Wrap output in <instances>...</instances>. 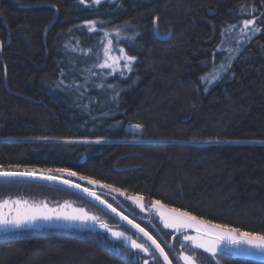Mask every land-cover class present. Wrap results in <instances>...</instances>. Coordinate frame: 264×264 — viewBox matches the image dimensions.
I'll return each instance as SVG.
<instances>
[{
	"label": "trees",
	"instance_id": "1",
	"mask_svg": "<svg viewBox=\"0 0 264 264\" xmlns=\"http://www.w3.org/2000/svg\"><path fill=\"white\" fill-rule=\"evenodd\" d=\"M118 3L0 0V166L52 175L67 169L77 176L65 178L103 193L139 194L212 223L264 233V31L232 54L230 70L207 91L200 83L206 69L214 71L221 29L250 18L239 12L241 6L254 3L259 15L262 0ZM157 18L159 32L167 36L154 34ZM87 19L97 22L96 31L83 27ZM112 30L140 33L135 45L120 43L137 57L127 80L81 71L99 62L98 37ZM225 55L217 53L215 63ZM85 77L89 90L83 96V89L57 87L61 79L83 84ZM102 82L116 85L119 107L111 89L96 87ZM117 121L120 126L112 127ZM131 123L143 128L131 129ZM5 184L83 201L54 187ZM118 249L136 251L98 233L29 231L0 238V264H130Z\"/></svg>",
	"mask_w": 264,
	"mask_h": 264
},
{
	"label": "snow or ice",
	"instance_id": "2",
	"mask_svg": "<svg viewBox=\"0 0 264 264\" xmlns=\"http://www.w3.org/2000/svg\"><path fill=\"white\" fill-rule=\"evenodd\" d=\"M80 5H84L89 7L91 5H102V3H110L114 6H121L118 3V0H78ZM52 8H56V5H51ZM261 7L264 8V0H262ZM258 9L255 4L252 5H244L239 9L240 13H245L246 17L237 23H232L227 25L226 27L221 29V41L217 45L216 50L213 52V65L211 69H206V75H202L200 77V83L205 85L204 91L208 90V86H211L214 82L220 80L222 77L220 75L221 72H227L231 68V61L236 57L232 55L234 51H239L241 46L250 42L254 36H256L261 31H264V11H260L259 15H254ZM96 21L87 19L84 21L83 27H86L89 32L96 31ZM153 24V32L155 35L167 36L168 33L161 34L158 28V18L152 20ZM76 27H81L77 25ZM71 31V30H69ZM117 36H120V32H116ZM140 36V33L134 32L131 36H125L123 39L131 42V45H135L137 38ZM119 41H117V44ZM233 43L236 45L235 48L232 47ZM130 46V45H126ZM126 46L119 47V55H112L113 52V41L109 40L108 44L104 47V59L99 62H94L92 68L99 69H107L108 72H100L96 73L92 71V68H85L81 71H86L90 73L92 76H100L101 78H106V76H113L114 79H123L127 80L128 77L125 73H130L134 71L133 64L136 61L137 57L134 55L128 54L125 48ZM67 47V45H66ZM73 48L71 51H75ZM85 54H87L90 50H82ZM224 52L226 55L221 59L219 64L215 63V57L217 53ZM121 61L123 63L121 64ZM118 74V76L114 75ZM59 75L61 77H65L66 73L63 69L60 70ZM88 78H84L83 84H78L75 82V78H73L72 83L65 84V80L61 79L58 82L57 87L64 86L65 88L75 87V90L80 91V95L83 96L85 92L89 89L87 87ZM135 81H133L134 83ZM97 88L111 89L114 93L111 95V100L115 101L117 107L118 97L120 91L117 90L116 85L112 83H108L104 85L103 82L99 85H96ZM61 90H64L61 88ZM95 103V100L91 101ZM84 108L88 107V104L83 105ZM109 112L103 113L105 116L110 114ZM95 119V117L93 118ZM121 124L120 121H117L112 127H119ZM131 129L140 130L143 128V125L140 123H131L129 125ZM36 139H45L48 137H37ZM88 142V141H84ZM95 143L99 144L102 141L96 140ZM51 171V170H49ZM58 172L66 173L68 176H77L76 172L68 171L67 169H56ZM24 175H32L31 172H15L5 170L3 166H0V177H14V176H24ZM42 179L46 180H54L55 177L51 175H42ZM80 180H87L89 184H99L98 180L90 179L85 176H79ZM65 184H68V180L62 181ZM75 188H80L79 184L71 185ZM101 187L111 188L110 185H101ZM81 191L87 193L92 196L94 199L100 200L98 196L94 192H90L87 188H80ZM112 191L119 192L118 188H112ZM123 195V193H121ZM129 199L140 203L144 200L142 195H135L128 197ZM101 204H104L106 208H108L111 212L115 213L119 216L121 221H126L128 225H131L133 229H136L137 232L142 233L143 236L147 239V241L151 242L152 246H155L156 251L159 253V256H156L155 253H150L149 246H146L144 242L138 241L137 239H133L131 236L127 235L124 231L114 230L108 226V224L104 222H100L101 228L105 231L109 232L111 237L116 240H122L126 244L130 243V246L133 250L138 251L139 253H144L145 256L151 255L152 260L155 264H160V258L163 259V264H176L175 261L170 259L169 255L165 252L164 248L161 247L160 243L157 242V239H154L152 235L149 234L143 227H141L138 223H135L132 219H129L128 216L123 215L121 212H118L116 208L112 207L111 204L105 203L104 200H100ZM152 206L157 209L158 215L163 222L165 228L174 229L177 233L183 234V241L187 244L191 245L193 250H202L203 253H207L208 257L211 258V261H215L216 264H220V259L218 258V253H223L229 251L230 249H234V254L237 255H246L248 253V249H255L259 253L264 254V233H252L248 231H241L237 227H229L227 225H222L218 223H212L209 220L198 218L196 215L191 214L187 210H181L176 207H167L158 199L152 200ZM8 208L9 211L4 213L0 211V231H4L7 229H21L24 227H31L37 221H51L53 219H63V220H80V221H93L96 222L99 218L96 216H89L87 213H84L83 210H78L76 214H67L62 211H57L53 209H49L47 205H29V202L26 200H4L0 202V209ZM141 210L143 211V205L141 204ZM192 229L196 235L187 234L185 230ZM186 244H182L181 248H185ZM246 246V247H245ZM171 247V245H169ZM199 252L193 251L192 253H185L181 251L179 254V260L183 262V264H193V260L195 256L199 255ZM132 264V262H130ZM143 264H149L148 259L143 260Z\"/></svg>",
	"mask_w": 264,
	"mask_h": 264
},
{
	"label": "rangeland",
	"instance_id": "3",
	"mask_svg": "<svg viewBox=\"0 0 264 264\" xmlns=\"http://www.w3.org/2000/svg\"><path fill=\"white\" fill-rule=\"evenodd\" d=\"M117 31L120 32V30H112V31H107V32L103 31L104 34H102L101 38L98 37V39H100L99 40L100 41V47L98 49L97 61H102L104 59V47L108 44L109 40L113 41V45H114L112 55H119L118 49H119V47H121L120 43L125 40V39H123V37H125V35L122 32H120V36H117L116 35ZM117 41H119L118 44H117ZM232 47L235 48L236 45L233 43ZM235 52L236 51H234L232 54H234ZM122 63H123V61H121V64ZM114 75H118V74H114ZM51 172H53V171H50L48 173H51ZM44 173H47V172H44ZM54 173L55 174L57 173L56 174L57 176H60L63 178L66 177L65 173L58 172V171H55ZM101 193L105 197H115V198L118 197L122 201L134 204V207L141 208V204H142L144 211H149L148 213H150L149 217L146 215L149 220H151L163 232L169 234L170 236L178 237L176 239L178 242L176 243V246H174V249L172 250V252H174V253H172L173 259L176 262V264H183V262L179 260V254L181 253V251H183L185 253H192L193 251L199 252L200 254L195 256V258L193 260L194 264H216L215 261H211V258L208 257L207 253H203L202 250H193L191 248L190 244H187L186 242H184L183 241V234L184 233H177L174 229L165 228L163 225V222L161 221L160 216L158 215L157 209H155L152 206V203L146 202L144 200L140 203H137L136 201H133V200L128 198L131 196H125V195L119 196L115 192H112V193L101 192ZM44 198H48V199H44ZM6 199L10 200V201L11 200H17V199L18 200H26L29 202V205H41V206L47 205V207L49 209L62 211V212H65L67 214H76L78 212V210L82 209L83 212L87 213L89 216H96L99 219L96 222H93L90 220L89 221H83V222L80 220H71L70 222L74 221V222H76V225H80V227H82V228H87V227H89V225H93L95 227H98L102 231H105L100 226V222H104V223L108 224V226L110 228H112L114 230H118V229L112 227V225H110V221H108L105 216H102L99 212H97L92 206L88 205L87 203H85L83 201H79L78 199L74 198L73 196H70V195L65 194V193L51 192L48 196V194L44 193V192H34L32 190L26 191V189L24 190L21 188H12L9 184L0 183V202L4 201ZM50 199H53V200H50ZM0 211L7 213L9 211V209L3 208V209H0ZM67 221L68 220H64L62 222L65 223ZM54 223H58V222H56L55 219H53L51 221L39 220L32 226H48V225H51ZM28 228H31V227H24L21 229H7L4 231H0V238H10L13 236H17L18 234L26 233L28 231H26L25 229H28ZM185 231L187 234L196 235V233L190 228L185 230ZM99 232L100 231H97L95 233L100 234L102 236V238L105 240H109L110 238H112L111 235L109 234V232H107V231H106V233H103V232L99 233ZM86 234H94V233H92V231H91V232H88ZM182 244H186L185 248H183V249L181 248ZM229 251H230V253L235 252L234 249H230ZM248 253H249L248 255L257 256L260 259H264V254L259 253L255 249H248ZM221 257H226V256H220V253H218V258H221Z\"/></svg>",
	"mask_w": 264,
	"mask_h": 264
},
{
	"label": "water",
	"instance_id": "4",
	"mask_svg": "<svg viewBox=\"0 0 264 264\" xmlns=\"http://www.w3.org/2000/svg\"><path fill=\"white\" fill-rule=\"evenodd\" d=\"M15 172H26V171H15ZM31 173H32V175L14 176V177H0V183H28V184H37V185L49 186V187H54V188L64 190V191L71 193L74 196L82 199L84 202H86L90 206L94 207L95 209L100 210L101 212L110 215L111 217L118 220L120 223L127 225L128 228H130L136 234L141 236L145 241H147V239L143 236L142 233L137 232L136 229H133L131 227V225L127 224L126 221H121L119 216H117L115 213L111 212L108 208H106L104 206V204L100 203V200H104L103 199L104 195L101 192L94 190V189H91L87 186L81 185L79 183H76V182H74L68 178H63V177H60L57 175H52V174L43 173V172H35V171L31 172ZM42 175H51V176H54L55 179L54 180L42 179L41 178ZM64 180H68L69 183L68 184L63 183L62 181H64ZM73 184H79L80 188H87L90 192H94L96 194V196H98L100 198V200L94 199L92 196L81 191L80 188L72 187L71 185H73ZM105 203H107V202L105 201ZM55 221L58 223H54V224H51L48 226H31V228H28L25 230L28 232L29 231H43V230H45V231H62V232H67V233H79V234H85V233H88L91 231H92V233H95L97 231L106 233V231H102L101 229H99L98 227H95L93 225H89V227H87L88 228L87 229V228L80 227V225H76V222H74V221H72V222L67 221L65 223L62 222V221H64L63 219H60V220L55 219ZM109 240L114 241V239H112V238H110ZM147 242L151 245L150 241H147ZM152 247L155 249V246H152ZM155 251H156V249H155ZM157 254L159 255L158 252H157ZM220 256H228L232 259L252 261L255 263L264 264V259H260L257 256H251L248 254L237 255V254H234V252L230 253V251H228V252L226 251V252L220 253ZM161 260L163 262L162 258H161Z\"/></svg>",
	"mask_w": 264,
	"mask_h": 264
},
{
	"label": "flooded vegetation",
	"instance_id": "5",
	"mask_svg": "<svg viewBox=\"0 0 264 264\" xmlns=\"http://www.w3.org/2000/svg\"><path fill=\"white\" fill-rule=\"evenodd\" d=\"M103 199L108 203L111 204L112 207L116 208L118 212H121L123 215L128 216L129 219H132L135 223H138L141 227H143L146 231L149 232L150 235L153 236L154 239H157V242L160 243L161 247L164 248L165 252L169 255L170 259H173L172 250L174 249V246H176V243L178 242L176 239L178 237L170 236L169 234L163 232L161 229H159L151 220L148 219L149 211H142L141 208L134 207V204L127 203L125 201H122L118 197H103ZM94 208V207H93ZM95 209V208H94ZM97 212H99L102 216H105L108 221H110V225L112 227L124 231L126 234L131 236L133 239H137L138 241L144 242L146 246H149L150 253H155L156 256H159L155 249L147 242L145 241L141 236L136 234L134 231H132L130 228H128L127 225L120 223L115 218L111 217L108 214H105L101 212L100 210L95 209ZM148 217H147V216ZM171 245V247H169ZM118 251H123L126 256L130 257L133 264H143L144 259L149 260V264H155V262L152 260L151 255L145 256L144 253H139L138 251H132L128 249H118ZM160 264H163L161 258H160Z\"/></svg>",
	"mask_w": 264,
	"mask_h": 264
}]
</instances>
